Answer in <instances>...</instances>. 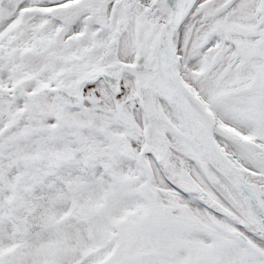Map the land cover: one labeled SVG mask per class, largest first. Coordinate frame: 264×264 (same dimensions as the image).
Returning a JSON list of instances; mask_svg holds the SVG:
<instances>
[{
    "label": "snow or ice",
    "instance_id": "1",
    "mask_svg": "<svg viewBox=\"0 0 264 264\" xmlns=\"http://www.w3.org/2000/svg\"><path fill=\"white\" fill-rule=\"evenodd\" d=\"M0 264H264V0H0Z\"/></svg>",
    "mask_w": 264,
    "mask_h": 264
}]
</instances>
